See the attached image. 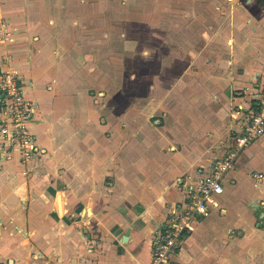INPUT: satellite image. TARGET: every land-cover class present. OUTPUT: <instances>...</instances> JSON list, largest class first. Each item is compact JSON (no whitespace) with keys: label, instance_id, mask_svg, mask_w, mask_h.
I'll return each instance as SVG.
<instances>
[{"label":"crops","instance_id":"crops-1","mask_svg":"<svg viewBox=\"0 0 264 264\" xmlns=\"http://www.w3.org/2000/svg\"><path fill=\"white\" fill-rule=\"evenodd\" d=\"M103 1L0 0V66L35 105L36 145L28 161L0 159V264L148 263L168 207L233 144L231 113L264 86V0ZM118 21L122 65L130 30L155 32L138 75L103 71L77 42V23L90 42H110ZM108 48L98 61L113 62ZM256 172L264 133L239 151L171 264H264Z\"/></svg>","mask_w":264,"mask_h":264},{"label":"built area","instance_id":"built-area-1","mask_svg":"<svg viewBox=\"0 0 264 264\" xmlns=\"http://www.w3.org/2000/svg\"><path fill=\"white\" fill-rule=\"evenodd\" d=\"M252 103L248 109L238 106L231 113L233 144L187 186L182 200L168 207L161 228L150 239L151 257L146 264H171L193 224L217 206L224 192V177L235 167L239 151L264 133V86ZM34 109V103L23 93L18 72L0 66V159H9L13 153L21 161L35 157V139L29 128ZM255 177L264 183L263 173L256 172Z\"/></svg>","mask_w":264,"mask_h":264},{"label":"rangeland","instance_id":"rangeland-1","mask_svg":"<svg viewBox=\"0 0 264 264\" xmlns=\"http://www.w3.org/2000/svg\"><path fill=\"white\" fill-rule=\"evenodd\" d=\"M78 1H80L81 3L79 4L80 6H84V7H87V6H93V5H98V7H105L106 5V2L103 1V0H77V7H78ZM119 4V6L123 5L124 1L123 0H116ZM79 8H77V11ZM103 17L104 16V13H102L101 15H98L97 17L100 18V17ZM127 16V15H125ZM135 16V15H134ZM77 19H78V16H77ZM178 19L177 20L180 24H182L184 21L181 20V16H178ZM163 24H165L166 22H162ZM121 26V23L118 21V23L114 26H113V33L114 34V37L113 39H109L110 42H90V37H89V33L90 31L86 28H84V26L82 28H84V31L80 32L78 30V27H79V24L77 23V42L78 43H81L85 40V42H87V48L88 51L90 50V56H91V53L93 56H95V52H97V57H98V60H101V59H104V53H105V49H106V44H110V48L108 49H112L114 51V57H113V62L111 64H106L102 61H95V65L98 66V67H103V71H105V69H107L106 65L111 68L112 72L114 73H120L121 71L126 70V71H130V72H133L135 73V75H138V70H139V67L137 66L138 64V59L139 58V55L142 53L141 51H144L145 49L144 48H147V46H145V42H154V34L155 32H153V30H150L151 28H145L143 25L140 27V26H137V31L136 30H130V35H131V41H130V44L131 46H128V47H125L126 48V51H129L130 54H129V59L124 61L123 65L121 64L122 63V53H123V50L125 51L124 49V45H121L123 42H119V36H118V33L121 34L122 31H118L120 29H118V27ZM169 26L168 23L166 24V27ZM86 27H89V25H87ZM117 29V30H115ZM183 30H179L178 33H182ZM157 33V32H156ZM97 35H101L102 36V30L100 29V32L97 34ZM123 35V34H121ZM100 36V37H101ZM99 37V36H98ZM167 39H169V34H167ZM103 41V40H102ZM133 41L137 42V43H132ZM90 42V43H89ZM84 47V46H83ZM127 48H129L127 50ZM152 49L153 46H150L149 49ZM96 49L98 51H96ZM122 51V52H121ZM153 51V50H152ZM89 56V57H90ZM88 58V56H87ZM126 58V57H125ZM141 61V60H140ZM92 62V61H91ZM141 63V62H140ZM144 63V62H142ZM142 65L143 67L145 66V64H140ZM150 65V64H149ZM153 66V65H151ZM105 68V69H104ZM147 69V68H146ZM145 70V68H143L141 70V72ZM143 77V76H142ZM143 80V79H142ZM134 84L137 83V79L134 80ZM141 88H143V85H140ZM134 87L133 91H135L137 89V85L135 86H132ZM131 87V88H132ZM140 88V90H141ZM137 91V90H136ZM116 98L120 99V94H117L115 96ZM247 146L243 147L240 152H243V150L246 148ZM164 219V218H163ZM163 222V220H162Z\"/></svg>","mask_w":264,"mask_h":264},{"label":"bare ground","instance_id":"bare-ground-1","mask_svg":"<svg viewBox=\"0 0 264 264\" xmlns=\"http://www.w3.org/2000/svg\"><path fill=\"white\" fill-rule=\"evenodd\" d=\"M59 197H60V194H59ZM59 203H60V201H59ZM59 203H58V207H59Z\"/></svg>","mask_w":264,"mask_h":264}]
</instances>
